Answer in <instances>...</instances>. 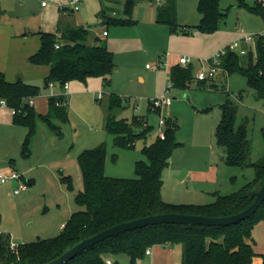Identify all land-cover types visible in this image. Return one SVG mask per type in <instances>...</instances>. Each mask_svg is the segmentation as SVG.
<instances>
[{
	"label": "rangeland",
	"instance_id": "1",
	"mask_svg": "<svg viewBox=\"0 0 264 264\" xmlns=\"http://www.w3.org/2000/svg\"><path fill=\"white\" fill-rule=\"evenodd\" d=\"M42 1L0 0V37L3 38L0 41V72L10 80L21 78L41 88L35 97L37 114L47 113L50 95L66 94L69 105V121L54 120L60 126L62 134L59 135L57 129L41 117L36 118L34 131L30 133L29 126L14 122L13 108L0 104V169L14 166L28 185L27 190L16 194L14 189L18 184L0 181V232L9 234L13 244L55 237L61 232L59 226L65 224L75 211L83 209L76 202L77 194L84 188L78 162L82 151L106 143V174L119 178L136 177L137 161L146 160L142 149L159 135L162 117L177 122L176 140L180 144L163 171L162 195L167 202L212 203L216 199L215 191L230 194L254 177L252 167L241 169L225 163L226 150L218 143L216 131L223 116L222 104L229 98L238 106V124H243L245 115L249 116L250 122L246 127L252 141L251 159H260L264 154V99L256 96L246 77L240 74L228 75L227 83L217 75L209 88L200 87L195 73L199 68L209 71V66L201 64L198 58L208 56L184 50L202 48L199 46L201 42L210 43L212 48L216 46L214 40H217L224 43L209 57L227 46L238 52L245 45L241 41L243 35L264 31L261 14L238 5L237 0H222L221 7L228 11L227 17L218 30L201 33L196 28L201 19L198 0H178V21L182 25L193 26V34L188 35L181 29L173 31L169 25L157 23L156 6L163 0L134 3L131 13L133 24L101 25L102 28L91 30L93 35L104 29L110 32L109 36H102L115 54V70L110 83L106 84L103 77H94L87 84L73 81L67 89L59 83L47 86L45 77L49 67L32 63L30 56L26 55L29 50L39 47L38 31L56 32L57 20L62 17L56 0H48V7H43ZM125 1L115 0L112 4L114 9L110 8L107 14L116 18L128 17L124 10ZM246 2L253 5L255 0ZM103 3L105 0H83L80 10L68 20L81 21L85 25L100 23ZM11 32L25 34L7 39ZM246 46L254 49L255 43H246ZM175 51L177 55H168ZM159 55L165 56V65L159 69L148 68L146 63L154 65ZM182 55L190 57V64L196 67L194 80L185 88L171 87L167 93L171 104L159 111L153 110L151 102L165 93L170 66L176 58L179 62ZM102 91L105 92L103 97ZM112 93L121 96L124 105L110 111L108 103ZM109 114L129 121L134 115L147 116L153 128L147 138L139 140L135 147H115L113 136L106 129ZM132 128L141 130L134 124ZM27 137L29 151L24 145ZM115 153L116 160L113 159ZM65 177L71 178L72 188ZM29 180H34V183ZM253 240L259 253L253 264H262L264 219L255 224ZM173 247L175 251L169 252L168 247L151 246L153 257L146 255L136 264H147L148 261L153 264H182V246L176 244ZM115 259L118 264H130L127 255Z\"/></svg>",
	"mask_w": 264,
	"mask_h": 264
},
{
	"label": "trees",
	"instance_id": "2",
	"mask_svg": "<svg viewBox=\"0 0 264 264\" xmlns=\"http://www.w3.org/2000/svg\"><path fill=\"white\" fill-rule=\"evenodd\" d=\"M237 1L238 5L246 6L264 17L262 2L255 0L253 5H249L246 0ZM221 2L222 0H198L197 8L201 19L196 28L201 33L218 30L227 17L228 11L222 9ZM133 6L132 0L125 1L126 18L109 16L107 12L110 7H104L100 24H133ZM156 21L169 25L173 31L181 29L185 34H193V26L182 25L178 21V0L159 2L156 6ZM91 27L93 26L59 22L56 32H39L40 48L29 59L34 64L49 66L45 77L47 86L56 83L65 86L72 81L86 83L91 77H103L106 84L110 83V76L115 70V54L100 37H95L90 42ZM244 47L248 48V52L241 55L227 46L220 71L227 76L240 74L246 77L248 86L255 91L256 96L264 99V34L256 35L254 49L246 45ZM169 79L172 87L189 86L194 80V66L181 65L179 62L173 64L169 69ZM197 83L200 87L209 86L206 81L197 80ZM40 92L39 86L21 78L9 81L5 73L0 72V99L16 110L14 122L29 126L31 133L34 131L36 118L41 117L61 135L60 126L54 120L69 121L68 100L64 94L50 95L47 113L37 114L30 100ZM123 105L124 99L121 96L114 93L109 95L110 111ZM222 110L223 116L216 137L226 150L225 163L231 167L254 169V177L240 189L230 194L217 191L212 203L167 202L162 195L163 171L170 164L173 151L180 145L176 140L178 124L167 119L165 139L157 136L151 144L144 145L142 152L146 160L137 161L134 178L110 177L106 174V143L82 151L78 162L84 188L77 194L76 202L83 209L75 211L55 237L39 238L13 247L10 235L0 232V264H44L62 255L83 238L91 237L116 224L151 214L178 212L227 216L246 209L254 200L247 192L260 187L264 182V154L260 159L252 161V141L246 125L237 122L238 106L227 98L222 104ZM132 124L141 127V130H134ZM152 128L147 116L134 115L129 121L109 114L106 120V129L113 136L114 146L119 148L135 147L139 140L147 138ZM262 136L264 139V127ZM24 145L26 151H29L28 137ZM113 159H117L116 153L113 154ZM64 179L69 181L72 188L71 178ZM261 219H264V202L251 216L230 225H148L108 237L64 264H108L107 260L121 255H127L130 264H136L147 255L146 251L151 246L166 244L182 246V264H253L255 257L259 255L254 247L253 229ZM261 257L264 264V254Z\"/></svg>",
	"mask_w": 264,
	"mask_h": 264
},
{
	"label": "water",
	"instance_id": "3",
	"mask_svg": "<svg viewBox=\"0 0 264 264\" xmlns=\"http://www.w3.org/2000/svg\"><path fill=\"white\" fill-rule=\"evenodd\" d=\"M134 3L141 2L143 0H132ZM250 122L249 116L245 115L243 125ZM30 183H34V180H29ZM249 196L254 197L253 202L246 209L227 216H204L196 214H186L178 212H167L151 214L144 217H139L133 220L116 224L112 227L106 228L95 235L83 238L80 242L66 250L62 255L57 258L44 263V264H64L82 253L84 250L91 246L105 240L108 237L116 236L122 232L145 227L148 225L161 224V223H187L191 225H207V226H222L234 224L241 221L253 213L262 205L264 202V182L260 187L247 192Z\"/></svg>",
	"mask_w": 264,
	"mask_h": 264
},
{
	"label": "built area",
	"instance_id": "4",
	"mask_svg": "<svg viewBox=\"0 0 264 264\" xmlns=\"http://www.w3.org/2000/svg\"><path fill=\"white\" fill-rule=\"evenodd\" d=\"M258 2H262L264 4V0H257ZM48 0H43L42 1V5L43 6H47L49 5ZM83 0H56L55 3L57 4L58 8L62 11H66V12H75L80 10L81 5H82ZM161 2V1H160ZM104 35L108 34V31H104L103 32ZM259 34H264L263 33H259ZM256 35H252V34H245L242 36L241 41L246 43H255V39H256ZM57 47H59L57 45ZM232 49V48H230ZM227 48H224L223 50L217 52L216 54H214L213 56L209 57V58H202L201 64L202 63H206L209 66V71H204L201 69H199V71L195 74V78L198 81H206L208 83V85L212 82V80H214L216 78V76L218 75V73L220 72V64H221V60H222V56L226 53ZM233 50V49H232ZM248 52V48L241 46V48L238 50V53L241 55H245ZM179 63L181 65H189L190 63H192V59L190 57H186V56H181L179 58ZM165 65V57L162 59H159L158 61L155 62L154 65H150L147 64V67L149 68H153V69H159L161 67H163ZM53 85V84H52ZM172 87V82L170 81V79L168 80L167 86L165 88V93L160 97V98H156L151 102V106L153 108V110H161L163 107L169 106L171 104V99L170 97L167 95L169 89ZM65 88H68V84L65 85ZM34 98H32L30 100L31 105H34ZM0 104L2 106H7V102L5 100H1ZM58 104H60V102H58ZM16 110L13 109V113H15ZM166 120L165 118H161L159 120V126H160V132H159V137L161 139H165L166 136V132L164 127L166 126ZM18 181V186L14 189V192L16 194H20L22 191L27 190L28 185L27 183L23 180V176L18 172L17 169H15L14 167H10L6 170H1L0 169V181L2 183H6V182H11V181ZM13 247H15L13 245ZM146 254H151V250L150 248L147 249ZM108 264H112L111 260H107ZM148 264H152L151 262Z\"/></svg>",
	"mask_w": 264,
	"mask_h": 264
},
{
	"label": "crops",
	"instance_id": "5",
	"mask_svg": "<svg viewBox=\"0 0 264 264\" xmlns=\"http://www.w3.org/2000/svg\"><path fill=\"white\" fill-rule=\"evenodd\" d=\"M115 0H105V3H103L102 5H101V7L102 8H104V6L105 7H110L112 10L114 9V7L112 6V4H113V2H114ZM162 2V1H161ZM44 7V6H43ZM45 7H48V5L47 6H45ZM116 9V8H115ZM60 10V9H59ZM61 11V15H62V17L61 18H58V20H57V28H58V23L59 22H64V23H68V24H71V25H83V26H88V25H85V24H83V23H81V21H78V22H71V21H69L68 20V17L69 16H71V15H73V14H75V12H66V11H62V10H60ZM114 12H116V10H114ZM100 22V21H99ZM89 25H91V26H93V27H91V29H90V42L92 43L93 42V40H94V38L95 37H100V38H102V36H109L110 35V32L108 31V30H106V29H104L102 32L101 31H98L95 35H93L92 34V32H91V30L92 29H100V28H102L103 26H101V24L100 23H96V24H89ZM189 25V24H188ZM108 31V34L107 35H104L103 34V32L104 31ZM40 31H46V30H39L38 31V34H39V32ZM1 32H2V29L0 28V34H1ZM264 31H262L261 33H263ZM23 34H25V33H16V34H13L12 32L11 33H8V36H6V38L7 39H10V40H12V39H14V37H18V36H20V37H22L21 35H23ZM258 34V33H257ZM40 36V35H39ZM203 37H205V36H202V38ZM3 38H1L0 37V41L2 40ZM174 38H172L171 37V40H173ZM187 39H191V38H187ZM214 42H215V47H212L211 48V44L210 43H208V42H201V44H199V46H201L202 48H198V47H191V48H189V50L187 49H185L184 51H189V53H193V54H197V55H202V56H208V57H199L198 59L199 60H201L202 58H209V55H211V54H213L216 50H218V48H220L221 46H222V44L224 43V41H221V42H218L217 40H214ZM181 44V43H180ZM245 44V43H244ZM40 45H41V41H40V44H39V47H35V48H33L32 50H29L28 51V53L26 54L27 56H31L32 54H34L35 52H37L38 50H39V48H40ZM246 45V44H245ZM179 46H181L183 49L184 48H186V47H184L183 45H179ZM198 48V49H197ZM208 48V50H206ZM211 48V49H210ZM172 54H175V55H177L178 54V52L177 51H175V52H170V53H168V55H170V56H173ZM182 56H184V55H182ZM165 56H162V55H159V57L155 60V62L156 61H158L159 59H162V58H164ZM181 57V56H180ZM179 57V58H180ZM167 58V57H166ZM177 58L173 61V63H172V65L173 64H176L177 63ZM146 64H149V63H146ZM171 65V66H172ZM147 66V65H146ZM170 66V67H171ZM199 66H200V64H199ZM49 67V66H48ZM195 67V66H194ZM149 68V67H148ZM196 68V67H195ZM200 69V68H199ZM194 71H195V69H194ZM196 74V73H195ZM6 75V74H5ZM217 77H220V79L222 80V81H224V83H227L226 81H227V75H225V74H223V72H219V74H218V76ZM7 78V77H6ZM94 77H91V78H89L88 79V81H90V79H93ZM8 79V78H7ZM9 81H16V80H18V79H16V80H10V79H8ZM23 80V79H22ZM88 81L85 83V84H87L88 83ZM104 81V80H103ZM26 82V81H25ZM73 82V81H72ZM72 82H70V83H72ZM99 83V85H102V83L101 82H98ZM104 84V83H103ZM68 88H69V86H68ZM67 88V89H68ZM103 90V89H102ZM104 94H105V92H103L102 91V97L104 96ZM66 97H67V95L66 94H64ZM34 100H35V98H34ZM35 103H34V107H35V105H36V101H34ZM11 167H14V166H11ZM15 168V167H14ZM16 169V168H15ZM186 173V172H185ZM185 173L184 174H182L180 177L182 178V177H184L185 176ZM12 182V181H11ZM13 182H15L16 184H18V181L17 180H15V181H13ZM215 192H217V191H215ZM64 226V223H62L60 226H59V228L60 229H62V227ZM14 246H17L16 244H13ZM178 245V244H177ZM161 246H163V247H168L169 248V252H174L175 251V248L173 247V246H175V245H169V244H166V245H161ZM150 250H151V248H150ZM177 251V250H176ZM178 252H179V250H178ZM177 252V253H178ZM153 255H154V253H153V251L151 250V254H147V256H151V257H153ZM156 255V254H155ZM111 260V262H112V264H116V259H110ZM255 260V259H254ZM152 263L153 264V262L152 261H148L147 262V264L148 263ZM254 263V262H253Z\"/></svg>",
	"mask_w": 264,
	"mask_h": 264
}]
</instances>
